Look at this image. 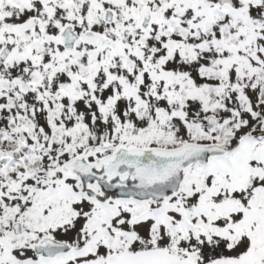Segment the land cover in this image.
<instances>
[{
  "label": "snow or ice",
  "instance_id": "6c2138e0",
  "mask_svg": "<svg viewBox=\"0 0 264 264\" xmlns=\"http://www.w3.org/2000/svg\"><path fill=\"white\" fill-rule=\"evenodd\" d=\"M0 264H264V0H0Z\"/></svg>",
  "mask_w": 264,
  "mask_h": 264
}]
</instances>
